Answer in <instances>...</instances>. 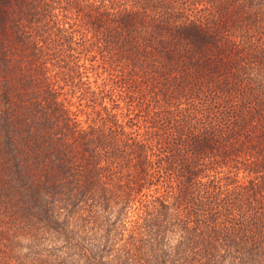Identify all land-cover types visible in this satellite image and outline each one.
Instances as JSON below:
<instances>
[{
    "label": "trees",
    "instance_id": "trees-1",
    "mask_svg": "<svg viewBox=\"0 0 264 264\" xmlns=\"http://www.w3.org/2000/svg\"><path fill=\"white\" fill-rule=\"evenodd\" d=\"M0 264H264V0H0Z\"/></svg>",
    "mask_w": 264,
    "mask_h": 264
}]
</instances>
